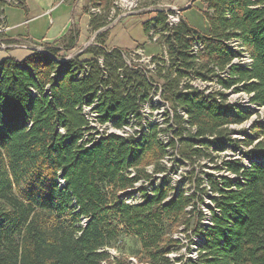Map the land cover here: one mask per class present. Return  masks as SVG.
Returning a JSON list of instances; mask_svg holds the SVG:
<instances>
[{"label":"trees","instance_id":"trees-1","mask_svg":"<svg viewBox=\"0 0 264 264\" xmlns=\"http://www.w3.org/2000/svg\"><path fill=\"white\" fill-rule=\"evenodd\" d=\"M25 1L0 0V29L6 5ZM200 1L206 31L185 19L170 27L163 11L144 21L148 39L153 30L161 34L158 45L167 47L168 62L161 59L154 71L126 66L130 50L105 46L108 32L99 30L109 24L115 0H91L85 9L91 30L99 32L82 53L66 59L78 45L79 30L72 28L59 46L0 61V264H132L119 250L126 237L139 242L140 260L172 264L168 254L180 243L173 235L180 224L195 225L200 235L198 259L186 264H264V120L254 122V137L244 141L249 146L260 138L245 152L251 165L225 161L237 177L209 178L210 224L201 225L204 215L195 206L191 224L188 207L198 205V195L167 182L142 185L144 201L126 202L136 192L128 189L150 181L149 166L166 170L162 159L171 147L194 160L202 151L194 140L206 145L217 142L210 137H227L233 144L230 125L251 116L227 104L223 92L206 94L186 80L217 79L264 106V0ZM91 5L102 12L91 13ZM243 49L251 67L232 63ZM159 89L173 110L169 143L161 138L165 129L145 123L141 112ZM93 103L101 123L123 128L133 121L141 130L95 138L83 112Z\"/></svg>","mask_w":264,"mask_h":264},{"label":"rangeland","instance_id":"rangeland-1","mask_svg":"<svg viewBox=\"0 0 264 264\" xmlns=\"http://www.w3.org/2000/svg\"><path fill=\"white\" fill-rule=\"evenodd\" d=\"M159 3L160 4H166V3L176 4L180 8L182 19H185L192 26H194L195 28L199 30H202V31L207 30L208 24L203 14L205 5L200 0H141L138 8H141L143 6H155L156 7V5H158ZM10 7H17V6L8 4L6 5L5 10L8 11ZM121 12H122V9L117 7L115 14H114L115 18H117L118 15L121 14ZM153 12L154 11L146 10L138 14H134L136 16H134L133 18L138 19V23L132 30L128 26L126 27V29H128V33H129V29L130 31H132L131 32L132 38H134L135 35H143L144 32L142 31L141 20L144 19V17L147 15H154ZM112 21L103 30H106L108 32V30L111 29V27L115 25L116 23ZM121 25H123V22L116 26L114 32L117 31L119 27H121ZM97 33L98 32H96L92 40L89 42L90 44L95 43V38H96ZM153 42L154 41L150 42L148 39V42L145 43V47L147 51L150 53L157 52L159 50V46ZM79 49H76L73 52H76ZM2 50L3 49H0V51ZM8 53H9V50H8ZM84 57H86V55ZM212 87L216 89L214 85ZM227 92H228L226 94L227 102L234 103L236 105H241L242 108L249 110L251 113L250 118L244 121L243 123L234 124L233 126H230L229 128L231 129V132L228 135V138L237 140V142L236 141L235 142L238 143V160H240L241 162H246L245 152L252 149V147H254V145L260 140V138L259 139L256 138L255 143L249 146L246 145L244 141L248 139L249 137H254L252 134L251 127L255 121L264 119V113L255 112L253 108L247 107V105H245L249 103L247 101H251V100H246L247 97L249 99L250 97L248 96L249 94L246 93L245 91L241 90V91H238L237 93L235 90H232L231 92L229 91ZM170 106H171V103L167 102L165 107L160 106L157 110H154L155 114H153V117H155V121L156 120L160 121L161 125L164 127L165 132L163 133L168 141H170L172 137L174 136L173 134L174 128L170 129L172 127L171 126L172 121L170 117L168 116ZM186 135H189V134H186ZM210 138H212L214 141L217 140V142L207 143L206 145H203L201 144V142L192 139L196 143L195 146L202 149L199 156L194 157L195 158L194 160H189V159L182 157L180 152L177 151V149H174L171 147L168 155L166 156L163 162V165L166 167V170L156 173L154 166L148 167V171L152 170L151 182L154 183L155 185L163 184L164 182H167V184L176 187V189L183 190L187 194H190V195L197 194L198 195L195 197V200H197L198 205L197 206L193 205V208L192 206L190 207L191 212H192L189 218L191 224L193 223L195 224L196 219H197V213L194 212V206L197 207L196 210H200L202 212L205 211V213H209V211H211L209 206H211L212 195L214 193L211 191L209 178L210 177L220 178V177H227V176L230 177L233 175L228 170V168H226V166L224 165L225 161L234 160L235 149L231 146L232 142L226 141L225 139H227V137H224L223 141H220V138L215 137V136L210 137ZM180 145L181 143L180 141H178V146ZM240 149H241V152L239 151ZM199 196L202 197L201 201L198 200ZM193 226H191V228H193ZM182 229H186L185 224H180V226H178L173 232L174 233L173 235L181 240L180 249L174 250L173 252L172 259H174L175 261L173 264H182L181 259L184 258V255L189 252L188 247L191 241H190L189 236L187 235L188 233L185 231H182ZM119 250L123 252L125 257H127L128 261H130L132 264H150L149 262L140 260V255H139L140 244L136 238H133V237L124 238L122 243L120 244ZM111 252L114 255L119 254V251L116 248H113Z\"/></svg>","mask_w":264,"mask_h":264},{"label":"built area","instance_id":"built-area-1","mask_svg":"<svg viewBox=\"0 0 264 264\" xmlns=\"http://www.w3.org/2000/svg\"><path fill=\"white\" fill-rule=\"evenodd\" d=\"M15 1L17 2V0H15ZM125 1L126 0H115V2H114L115 6L112 8V11H111L112 16H114L116 8L118 7V8L122 9V12L120 15H124V16L128 15L129 13L134 12V11L142 12V11L149 10V11H154L153 12L154 14L158 11H163L167 15V23L170 27H175L181 22V19H182L181 11H180V8L176 4H171V3L160 4L159 3L158 5H156V7L155 6H143L141 8H138L141 0H136L131 5L126 4ZM90 12L94 13V14L101 13L102 12L101 6L91 5ZM105 28L106 27L102 28V30ZM4 29H5V27L2 26L0 29V32H2ZM150 34L153 37H152V40H149V41L150 42L154 41L153 43H156L158 45V41L161 38V34H159V33L154 34L153 30L150 32ZM165 34H167V32ZM233 45H234V49L239 50V51L241 50V47L238 46L237 42H234ZM4 46H5V42L0 39V49H3ZM201 48H202V44H198L194 47L192 52L197 53ZM161 59L168 62V52H167L166 45L159 46V50L157 52H151L150 53L147 51L145 46H141V45L137 46L133 49H130L129 52H124V60H125L126 66L131 67V68H135V69L145 70V71H146V69H148V71H154L158 67L159 61ZM100 61L102 62V60H100ZM252 62H253V60H252L251 56L244 49L232 61V63H237V64H240V65L245 66V67H251ZM160 63H161V61H160ZM228 75H229L228 71H222L220 73V76L224 77V78L228 77ZM186 82H188L192 88L203 90L206 92V94L215 93V92H223L225 94V98H226L227 97L226 94L228 93L227 91L231 92L232 90H235L238 93V90H236L235 87H231V88L223 87L222 84L218 83L217 79L203 80L200 78H191V79L186 80ZM213 85L216 87V89H214L212 87ZM230 96H232V95H230ZM248 96L251 97V94H249ZM246 100H250V99L247 97ZM167 102L168 101H166L163 97L162 89L155 91L152 94L150 101L141 109V112L145 118L144 122L146 123L147 121H152V122L156 123L162 129H164V127L161 125L160 121H157V120L155 121V117H153V114H155L154 110H157L160 106L165 107ZM247 102H249L248 104H245V105H247V107L251 108L252 106H255V107L258 106V105L253 104L251 101H247ZM226 103L230 104L231 106H233L235 108L238 107V105H236L234 103L227 102V99H226ZM94 105H95V103H93L92 105H84L83 112L86 115L87 119L89 120V125L91 127L90 133H93L95 138L98 139V138L102 137L103 135H107L110 133H116V134H120V135H124V136H129V135L135 134L136 132H139L141 130V126L139 124H134L133 121L129 125L124 126L123 128L114 127L110 123H105V124L101 123L98 120V113L95 111ZM239 106H241V105H239ZM181 114H184V116H186L183 111L181 112ZM168 116L170 117V119L172 121V125H171L172 127L170 128V129H172V128H174L175 124H174V121L172 119L173 110H172L171 106L169 109ZM262 120H264V119H262ZM259 121H261V120H259ZM168 122H170V121H168ZM233 125L234 124H232L230 126H233ZM161 138L163 140H165L166 143H169V141L166 139L164 133L162 134ZM172 138H174V136ZM176 142H178L177 139H176ZM231 146L235 149L234 160H231V161H238V143L236 145L234 143L233 144L231 143ZM239 151L241 152V149ZM245 157L247 160H246V162H242V163L247 165V166H250L252 160L249 157H247L246 155H245ZM165 158L162 159V164H163ZM150 167H153V166H150ZM147 170H148V168H147ZM149 172L152 173V170H149ZM230 172L233 174L232 176H230V178L234 179L237 177V174H235L232 171H230ZM134 174H135V172H133L131 174V176H133ZM227 177H229V176H227ZM221 178H223V177H220V179ZM150 183H152L151 179H150V181L149 180H147V181L141 180L135 184L134 188L128 189V190L134 189L136 192L134 193L133 196L127 198L126 202L130 203V204L143 202L144 197L141 194V192L139 191V188L142 185L149 186ZM191 206L193 208V205H191ZM191 206L188 207V210H191L190 209ZM213 207H214V203L212 201L211 206H209V208L211 209V211H209V213H205V211H203V212L201 211L204 215L203 219L200 220L201 225H206V224L211 223V214H212ZM85 220L86 219H84V221ZM193 228H195V225L193 226ZM193 228L190 227L188 230L182 229V231H185L188 233L187 235L189 236L190 241H191V243L188 247L189 252L184 255V258L181 259L182 264H186L189 261H195L198 259V256H199V245H198V243L200 241V235L199 234L195 235L193 232ZM174 237L177 238L176 236H174ZM179 241L181 243L180 239H179ZM180 243H179L177 248L173 249L168 254V256L171 258L173 263L175 262L174 259H172L173 252H174V250L180 249V246H181Z\"/></svg>","mask_w":264,"mask_h":264},{"label":"crops","instance_id":"crops-1","mask_svg":"<svg viewBox=\"0 0 264 264\" xmlns=\"http://www.w3.org/2000/svg\"><path fill=\"white\" fill-rule=\"evenodd\" d=\"M90 3L91 0H26L24 7L5 10V29L2 31L5 46L0 51V60L11 56L22 61L40 48H45V45L59 46L60 39L72 28L79 30L76 49L86 46L98 31H92L89 25L90 14L85 9ZM119 16L115 18L110 15V22L113 20L116 23L108 30L105 42L107 48L130 50L148 42L143 23L153 15L141 20L144 33L134 38L130 29H134L138 23V19L133 18L136 15H125L118 19ZM122 22L123 25L114 32ZM127 26L130 28L129 33Z\"/></svg>","mask_w":264,"mask_h":264},{"label":"water","instance_id":"water-1","mask_svg":"<svg viewBox=\"0 0 264 264\" xmlns=\"http://www.w3.org/2000/svg\"><path fill=\"white\" fill-rule=\"evenodd\" d=\"M186 8H187V7H186ZM138 13H140V11H134V12H131V13H129V15H130V14L134 15V14H138ZM122 16H124V15H120L118 19H120ZM118 19H117V20H118ZM101 30H102V29H101ZM97 32H99V31H97ZM89 44H90V43H88L87 45H89ZM87 45L84 46L83 48L79 49L78 51L71 53L70 55H68V57H67L66 59L71 58V57H74V56H76V55L82 53V52L86 49ZM39 50H44V48H40ZM63 60H65V59H62V61H63ZM260 108H264V106H257L255 110H259ZM255 112H258V111H255Z\"/></svg>","mask_w":264,"mask_h":264},{"label":"bare ground","instance_id":"bare-ground-1","mask_svg":"<svg viewBox=\"0 0 264 264\" xmlns=\"http://www.w3.org/2000/svg\"><path fill=\"white\" fill-rule=\"evenodd\" d=\"M136 0H126L125 3L128 4V5H131L132 3H134ZM257 107V106H256ZM255 106H252L251 108H253L254 110L256 109ZM255 111H258V112H262L264 113V108H260L259 110H255ZM246 161V159H245Z\"/></svg>","mask_w":264,"mask_h":264}]
</instances>
